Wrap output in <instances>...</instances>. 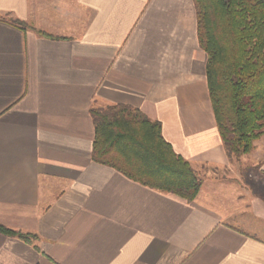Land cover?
Masks as SVG:
<instances>
[{
    "label": "crops",
    "instance_id": "0c3cea01",
    "mask_svg": "<svg viewBox=\"0 0 264 264\" xmlns=\"http://www.w3.org/2000/svg\"><path fill=\"white\" fill-rule=\"evenodd\" d=\"M205 64L192 0H0V225L34 238L0 264H264V136L227 157ZM113 105L204 173L192 202L91 160Z\"/></svg>",
    "mask_w": 264,
    "mask_h": 264
},
{
    "label": "trees",
    "instance_id": "16d2710c",
    "mask_svg": "<svg viewBox=\"0 0 264 264\" xmlns=\"http://www.w3.org/2000/svg\"><path fill=\"white\" fill-rule=\"evenodd\" d=\"M196 37L206 55L208 97L227 157L239 161L264 134V0H192ZM17 27L25 24L12 20ZM91 160L130 181L192 202L197 173L163 139L159 122L122 105L91 109ZM0 233L30 235L0 225Z\"/></svg>",
    "mask_w": 264,
    "mask_h": 264
},
{
    "label": "rangeland",
    "instance_id": "374dc122",
    "mask_svg": "<svg viewBox=\"0 0 264 264\" xmlns=\"http://www.w3.org/2000/svg\"><path fill=\"white\" fill-rule=\"evenodd\" d=\"M263 136H264V134H263L258 140H256V141L253 143V149H252V151H251L250 153H248L247 155H244V156H247V158L249 157V155L254 151L256 143L259 142V141L263 138ZM244 156H242V157L240 158V160H241ZM240 160L238 161V162H239V165L242 164V163L240 162ZM231 161H233V160H231ZM240 167H241V166H238V168H239V172L242 171V169H240ZM245 173H246V175H250V176H254V177H256V175H255V171L245 170ZM222 174H223V173H221V172L218 173L219 176H222ZM229 175H230V174H229ZM200 176L203 177V176H204V173L201 172V173H200ZM200 176L198 175V178H200ZM206 176H207V175H206ZM206 176H205V177H206ZM231 176H233V175H231ZM199 180H200V179H199Z\"/></svg>",
    "mask_w": 264,
    "mask_h": 264
}]
</instances>
